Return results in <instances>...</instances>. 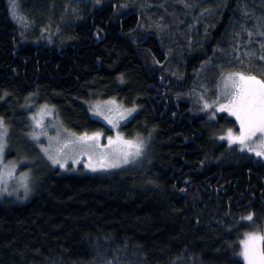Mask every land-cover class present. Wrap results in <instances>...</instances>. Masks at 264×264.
I'll list each match as a JSON object with an SVG mask.
<instances>
[{"label": "trees", "instance_id": "trees-1", "mask_svg": "<svg viewBox=\"0 0 264 264\" xmlns=\"http://www.w3.org/2000/svg\"><path fill=\"white\" fill-rule=\"evenodd\" d=\"M18 2L24 22L0 0V117L21 153L38 102L77 135L109 133L92 103L137 107L122 130L148 146L117 173L46 164L28 203L0 197V264H247L240 241L264 231V157L220 140L235 117L210 119L192 90L215 98L221 71L264 78V37L244 31H264V0Z\"/></svg>", "mask_w": 264, "mask_h": 264}, {"label": "snow or ice", "instance_id": "snow-or-ice-1", "mask_svg": "<svg viewBox=\"0 0 264 264\" xmlns=\"http://www.w3.org/2000/svg\"><path fill=\"white\" fill-rule=\"evenodd\" d=\"M96 2L100 3V0H96ZM10 7L13 18L19 22H24L25 18L16 13V9L18 8L16 0H10ZM242 11L245 16L249 15L250 10L247 5L243 6ZM256 21L255 27L258 29L264 28V16L256 17ZM244 31L247 32L249 38L252 37L253 33L246 27ZM234 35L238 36L239 33H235ZM256 35L264 37V31H258ZM261 48L264 49V43L261 44ZM246 55H251V53H246ZM260 59L264 60V55H261ZM216 87L219 92L217 98L211 104L201 95L200 99L204 101L202 110L213 109L209 114L210 119L215 118L216 112H226L228 115L235 117V121L239 126L238 131L235 132L232 128H228L223 135L219 136V139L226 140L229 146L237 145L239 151H247L254 153L257 157H264V78H257L256 75L244 71H229L227 73L221 71ZM109 103L114 104L115 102L111 101ZM47 107L45 105L38 114L32 115L31 119L35 122L36 128H43L42 121L45 114L52 115L50 111L45 113ZM134 110L125 109L124 112H118L117 114L123 119L125 118V114L131 115ZM95 112L97 115L103 116L105 120L112 124L113 128L119 126L112 119L113 109H106L107 114H105L97 106ZM7 135V126L4 118L0 117V161L3 159L4 150L7 145ZM59 135L60 131L58 129L57 136L59 137ZM101 135L102 133L100 132H94L91 135L87 132L80 135L73 132L62 142L63 147H67L68 145L76 146L80 154L88 156L89 161H92L93 156H95L96 163H89L88 165L92 171L118 168L139 158L143 154L144 142L139 138L126 139L120 133H117L115 137L108 136L107 144L101 146L99 144ZM31 138L39 142L40 133L34 131L31 133ZM49 141L51 142V137H49ZM57 142L61 143L59 140ZM40 147L41 151L47 155L52 164L65 167L68 154L64 153L62 148L55 154H52L42 144ZM101 148L106 150H100ZM74 162H78V160L74 158ZM12 168L14 169L15 165H12ZM12 175L13 171L9 170L8 176L11 177ZM3 180V175H0V184H3ZM19 181L20 186L24 189V198H27L31 191L27 173H21ZM4 191L6 189H0V195ZM181 191L184 190L181 189ZM8 194L11 195L12 193ZM253 216V213H249L246 216H242L241 220L253 221ZM240 243L242 248L238 255L242 256L247 264H264V231L257 230L245 233V238Z\"/></svg>", "mask_w": 264, "mask_h": 264}, {"label": "rangeland", "instance_id": "rangeland-1", "mask_svg": "<svg viewBox=\"0 0 264 264\" xmlns=\"http://www.w3.org/2000/svg\"><path fill=\"white\" fill-rule=\"evenodd\" d=\"M16 3L18 5V8L16 9L17 15L21 16L20 14V8H19V2L16 0ZM12 12V9H11ZM13 16V13H12ZM16 20V19H15ZM18 21V20H16ZM247 37V35H246ZM256 37V34H253L252 37L248 38V41L252 42L254 41ZM238 47H242V44ZM242 53L238 51L237 56ZM198 77L196 76V80ZM199 82H197L196 86L193 87V94L195 96V101L197 104L200 105V107L203 109V100L200 99L201 95L204 96V99L207 100L210 104L212 103L213 100L217 98H211L208 96V91H205L207 89L203 88V91L200 90V85H198ZM219 92V90H218ZM218 95V93H217ZM114 101V104H110L109 102ZM47 103H31L27 107L26 111V125H27V130H26V136L25 137V143L29 145L32 150L28 154H22L20 151V148L17 146L15 143V139L12 136L11 129L7 126V145L4 150L3 154V159L0 161V175H3V184H0V189H6V191L3 192L0 197H7V199H12V201L16 204H25L28 203L34 196L35 189L38 185V181L40 177L43 174V171L46 169V164H49L51 167L53 166L54 169H57L59 171L60 175H73V174H91V175H100V174H108V173H117V171H121V169H124L125 166H129L135 163L142 162L145 157H146V149L148 146V141H147V146L144 144V151L143 154L134 160H132L128 164H123L118 168L114 169H104V170H98V171H92L90 167H88L89 163L95 164V156H93V160L89 161L87 155H82L80 154L79 150L76 149V146L74 145H68L67 147H63V141L68 138L69 134L72 133L70 131H65L66 128L63 126L62 121L59 117H57L56 112L54 111L53 108L50 106L47 107L45 110V113L50 111L52 115H44L43 118V128H36L35 127V122L31 119L32 115L38 114ZM99 107V110L102 112H105L107 114L106 109H113L112 113V119L114 122H116L119 126L117 128H113L112 124H110L107 120L103 118L101 115H97L95 112V109ZM125 109H135L132 111L131 115L125 114V118H120V116L117 114L118 112H124ZM137 107L134 108H127L124 107L118 100L116 99H111V100H106L103 102H96L92 103L90 107L88 108V112L90 116L93 119H96L103 123L107 130H109V133H102L99 144L101 146L107 144V137L108 136H113L115 137L117 133H120L123 137L126 139H129L126 137L124 134V131L122 130V127L127 124L133 116L137 112ZM204 110H213L212 108L209 109H204ZM211 112V111H208ZM39 118V116H38ZM59 129L60 135L59 137L57 136V130ZM40 133V141L37 142L31 138V133L33 132ZM46 133V135H45ZM91 135V134H89ZM49 137H51V142L49 141ZM61 141V143H58L57 141ZM142 141H146L142 139ZM43 145L45 148L49 149V152L52 154H55L59 149H63L64 153H67V163L65 167H61L60 165H54L52 162L47 158V155L41 151L40 145ZM74 149H76L74 151ZM100 150H106L101 148ZM75 160H78V162H74ZM142 158V159H141ZM12 165H15V168H12ZM12 170L13 175L11 177L8 176V171ZM21 173H27L28 175V183L30 186L31 191L29 192L27 198H24V189L20 186V181L19 177ZM8 193H12L9 195ZM4 201V199H0V202Z\"/></svg>", "mask_w": 264, "mask_h": 264}]
</instances>
